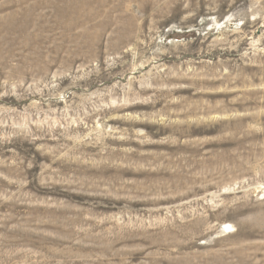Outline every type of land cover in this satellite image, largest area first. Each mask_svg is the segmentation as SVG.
<instances>
[{
    "label": "rangeland",
    "instance_id": "obj_1",
    "mask_svg": "<svg viewBox=\"0 0 264 264\" xmlns=\"http://www.w3.org/2000/svg\"><path fill=\"white\" fill-rule=\"evenodd\" d=\"M0 264H264V0H0Z\"/></svg>",
    "mask_w": 264,
    "mask_h": 264
}]
</instances>
